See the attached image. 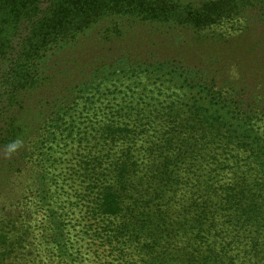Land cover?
I'll use <instances>...</instances> for the list:
<instances>
[{
	"label": "trees",
	"instance_id": "obj_1",
	"mask_svg": "<svg viewBox=\"0 0 264 264\" xmlns=\"http://www.w3.org/2000/svg\"><path fill=\"white\" fill-rule=\"evenodd\" d=\"M262 2L0 0V197L13 194L32 162L47 163L42 143L63 131L85 93L142 76L160 89L172 83L190 95L179 109L174 103L147 115L124 107L121 114L120 105L95 137V146L103 141L112 149L105 171L99 158L93 162L95 175L82 196L94 221L103 223L97 236L90 234L100 239L97 255L112 264H264V93L252 105L247 83L225 74L218 84L221 67L193 60L184 44L160 53L123 39L116 47L114 37L96 40L79 57L86 78L52 83L75 67L73 61L58 66L57 59L109 17L172 27L170 38L180 42L177 33L206 35ZM12 144L19 146L10 151ZM33 184L46 208L40 238L56 256L71 258L70 229L47 203L54 193L45 181ZM25 220L10 205L0 214V264H22L33 254L34 231ZM78 232L83 236L87 227Z\"/></svg>",
	"mask_w": 264,
	"mask_h": 264
},
{
	"label": "rangeland",
	"instance_id": "obj_2",
	"mask_svg": "<svg viewBox=\"0 0 264 264\" xmlns=\"http://www.w3.org/2000/svg\"><path fill=\"white\" fill-rule=\"evenodd\" d=\"M174 32L172 27L133 23L131 16L109 17L107 21L95 26L89 39L81 41L80 45L71 46L57 59L58 66L73 61L75 67L69 66L72 71L68 73L61 74L60 71L52 83L57 84L59 78L67 83L86 78V68H82V65L77 67V64L83 63L79 57L85 52L89 54L96 40L114 37L111 41L117 44L116 47L123 46V39L127 45L137 46L140 50L156 48L160 53H173L184 44L193 60L204 57V62H212L221 67L223 76L217 79L218 84L222 83L225 74H231L234 81L236 79L244 85L247 83L250 94L246 92L245 98L252 105L257 102L258 94L264 93V2L245 6L238 16L226 18L207 29L206 35L193 32L186 35L181 32L176 34L180 38V42H176L174 36L170 38ZM169 86L170 89H160L154 79L148 80L142 76L140 80L123 79L109 91L101 86L95 96L92 89V92L80 98L77 112L64 125L63 131H58L49 141L42 143L47 163H43V160L32 162L33 165L16 179L13 194L0 197V214L5 213L10 205L14 215L20 219L24 215L26 220L23 222L30 224L34 231L36 248L32 250L33 254L23 259L22 264L113 263V258L106 259L101 254L97 255L99 252L95 249L100 239L90 234L97 236L102 231L103 223L94 221L88 212V202L82 199L89 190L90 177L95 175L93 162L96 163L99 158L103 163L101 171H105L111 161L108 154L112 149L103 141L95 146L99 143L95 137H99L104 127L114 119L120 105L121 114L125 112L124 107H134V112L147 115L167 109L174 103L175 108L179 109L190 95L184 94L172 83ZM149 132L152 133V130ZM37 181L47 183L50 193H54L53 196L48 195L47 203L63 213L64 224L70 229L71 250L74 252L71 258L56 256L49 250L51 246L44 242L42 236L40 238L39 232L42 231V225H45L46 208L38 194L40 185L33 184ZM82 226L88 230L83 236L78 232ZM33 255L35 262L30 260Z\"/></svg>",
	"mask_w": 264,
	"mask_h": 264
},
{
	"label": "clouds",
	"instance_id": "obj_3",
	"mask_svg": "<svg viewBox=\"0 0 264 264\" xmlns=\"http://www.w3.org/2000/svg\"><path fill=\"white\" fill-rule=\"evenodd\" d=\"M19 145L18 144H12L9 146L10 151H14Z\"/></svg>",
	"mask_w": 264,
	"mask_h": 264
}]
</instances>
